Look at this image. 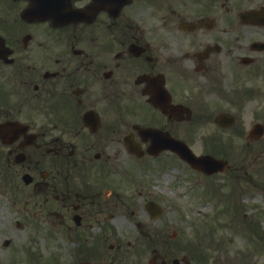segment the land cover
Listing matches in <instances>:
<instances>
[{"label":"flooded vegetation","instance_id":"af4514ba","mask_svg":"<svg viewBox=\"0 0 264 264\" xmlns=\"http://www.w3.org/2000/svg\"><path fill=\"white\" fill-rule=\"evenodd\" d=\"M263 43L264 0H0V218L34 229L26 264H216L137 175L174 157L154 139L195 149L237 113L221 84L262 79Z\"/></svg>","mask_w":264,"mask_h":264},{"label":"rangeland","instance_id":"374dc122","mask_svg":"<svg viewBox=\"0 0 264 264\" xmlns=\"http://www.w3.org/2000/svg\"><path fill=\"white\" fill-rule=\"evenodd\" d=\"M261 63L264 64V59ZM231 77L232 74L228 73L227 81L221 84L225 90L233 89L236 83L235 76L233 79ZM260 102L264 103V100ZM251 104L248 105L251 106L250 111L239 115V121L232 128L218 131L212 121V115L210 124L202 131L208 138L197 143L195 147L198 152L204 150L214 134L219 135L227 146L232 144L234 148L231 154H223L217 150L228 158L231 166L228 172L214 179L202 178L190 172L185 180V187L188 188L183 189L176 179L175 171H171V179H168L167 173L155 165L154 172L147 180L150 185L146 191H155L157 194L165 192L172 198L166 203L172 204L169 208H172L173 231L184 228L185 220L202 227L203 233L206 234L204 239L200 241L194 237V242L203 245L206 251L212 253L216 264H264V247L261 243L264 241V136L260 142L247 145V133L252 119L264 120V116L261 117L262 112L254 110V105ZM195 177L196 179H193ZM213 184L220 186L217 187L214 197V191L207 189V185L211 187ZM169 188H172V191H169ZM6 204L5 197L0 195V216L5 214ZM216 210L219 215L213 219L212 214ZM202 214H206V220L202 219ZM30 233L31 230L27 227L21 229L20 238L16 241L17 253L23 254L25 249L32 247L30 241L27 242ZM2 235L12 237L9 228L0 223V246L3 242ZM34 235L36 237L35 233ZM249 242L258 248L253 247L251 253L253 252L254 256L251 258ZM1 252L5 251L0 249L1 263L11 264L4 259L5 256L1 255Z\"/></svg>","mask_w":264,"mask_h":264},{"label":"water","instance_id":"95a60500","mask_svg":"<svg viewBox=\"0 0 264 264\" xmlns=\"http://www.w3.org/2000/svg\"><path fill=\"white\" fill-rule=\"evenodd\" d=\"M222 120L224 122H226V124H232L233 123V120L231 118H225L224 117V118H222ZM255 131H256V134H262V130L259 128H257ZM191 157L189 159H191ZM203 161L205 163L204 170H206L207 172L219 170V168H222V166H223L222 162L216 161L211 157H207Z\"/></svg>","mask_w":264,"mask_h":264}]
</instances>
